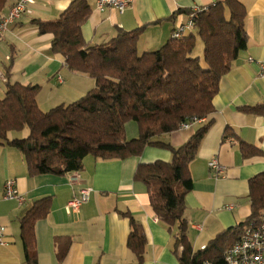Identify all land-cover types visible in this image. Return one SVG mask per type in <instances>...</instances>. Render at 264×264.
<instances>
[{
	"label": "crops",
	"instance_id": "0c3cea01",
	"mask_svg": "<svg viewBox=\"0 0 264 264\" xmlns=\"http://www.w3.org/2000/svg\"><path fill=\"white\" fill-rule=\"evenodd\" d=\"M18 0H9L5 15ZM72 0H34L32 12L8 25L0 45V98L7 83L39 84L37 101L42 110L68 103L85 95L95 85L88 75L72 71L64 57L51 51L53 34L40 33L34 20L56 19ZM98 0H88L91 13L83 25L90 44L109 41L120 31L143 27L138 48L156 50L172 36L173 30L187 20L179 10L209 6L217 0H134L123 13L112 6L97 8ZM247 9L245 28L248 46L241 51L232 68L220 80L213 98L214 123L203 138L189 169L193 189L187 194L185 217L188 238L195 250L204 248L220 232L251 215L249 181L264 172V115L242 108L264 103V0H241ZM192 129L163 134L160 140L179 147L186 143ZM230 127L234 134L226 135ZM18 136L12 132L10 137ZM26 136V135H25ZM240 140L262 150L244 157ZM168 149L147 146L140 156L102 160L87 156L80 171L66 174L31 176L23 153L16 147L0 146V222L6 227V244L0 245V264H28L21 239V219L34 202L51 197L49 214L35 225L38 264H138L128 247L130 216L143 227L147 238L143 264H179L174 251L175 227L169 229L151 207L147 186L134 179L140 162L169 161ZM218 160L224 172L216 176L208 163ZM8 180L24 197H5ZM91 188L88 202L68 213L66 206ZM233 205L232 209L228 206ZM126 213V214H125ZM201 226L202 229L197 228ZM67 250L59 262L58 255Z\"/></svg>",
	"mask_w": 264,
	"mask_h": 264
},
{
	"label": "trees",
	"instance_id": "16d2710c",
	"mask_svg": "<svg viewBox=\"0 0 264 264\" xmlns=\"http://www.w3.org/2000/svg\"><path fill=\"white\" fill-rule=\"evenodd\" d=\"M9 0H0V14ZM91 6L88 0H72L52 20H34L40 33H51V51L64 57L74 72L88 75L95 85L77 100L42 110L37 101L39 84L8 82L0 98V146L19 149L31 176L80 171L87 156L102 160L140 156L147 146L172 152L169 161L140 162L134 179L148 189L150 204L158 218L174 234L179 264H225V250L243 227L260 218L264 209V172L249 181L251 215L220 232L204 248L195 250L188 238L185 217L187 194L193 189L190 163L214 123L213 98L221 78L230 71L248 46L245 28L247 9L241 0H217L195 17L194 28L181 38L171 37L156 50L139 52L143 27L120 31L101 44L88 43L83 35ZM192 10H179L187 16ZM202 41V55L195 53ZM264 115V103L242 108ZM193 118L205 120L179 147L160 140ZM135 121L139 136L128 139L126 124ZM28 128L26 136L10 137ZM226 135L234 134L230 127ZM244 157L262 152L240 140ZM51 197L36 200L21 219V239L28 264H38L35 225L51 210ZM126 214V213H125ZM127 245L143 264L147 238L142 225L130 216ZM67 255H58L59 262Z\"/></svg>",
	"mask_w": 264,
	"mask_h": 264
},
{
	"label": "built area",
	"instance_id": "2783aa9c",
	"mask_svg": "<svg viewBox=\"0 0 264 264\" xmlns=\"http://www.w3.org/2000/svg\"><path fill=\"white\" fill-rule=\"evenodd\" d=\"M134 0H98L97 8L103 9L106 6H112L119 12L123 13L128 5ZM34 0H18L5 15L0 14V45L4 40L8 25L20 19L24 14L32 12L31 5ZM207 6L195 7L187 16V20L179 24L172 33L173 38H181L184 34L191 31L195 25V17L201 11L206 10ZM260 74L264 76V60L260 63ZM201 121V119L193 118L188 122L181 124L180 129L189 130L193 125ZM209 167L216 176H220L224 172V166L216 159H211L208 163ZM91 188H84L80 195L74 197L66 206V211L71 213L78 211L81 206L88 202ZM6 198H17L23 201L24 197L19 194L15 187L14 180H8L5 186ZM229 209L233 205L228 206ZM197 228L202 229L201 226ZM6 244V227L0 222V245ZM225 264H264V209L258 220H253L243 227L240 237L232 243L224 253Z\"/></svg>",
	"mask_w": 264,
	"mask_h": 264
},
{
	"label": "rangeland",
	"instance_id": "374dc122",
	"mask_svg": "<svg viewBox=\"0 0 264 264\" xmlns=\"http://www.w3.org/2000/svg\"><path fill=\"white\" fill-rule=\"evenodd\" d=\"M143 50L140 48L139 52H142ZM203 52V45H202V41L199 40L197 48L195 53L197 55H202ZM5 93H3L2 97H4ZM50 109V108H49ZM48 109V110H49ZM46 111V110H45ZM29 132L28 128H25L24 130L17 132L19 137L25 136L27 135ZM126 135L128 139H133L139 136V128H138V124L135 121H129L126 124ZM244 221V220H243ZM241 221V222H243ZM240 223V222H239ZM238 223V224H239ZM237 224V225H238Z\"/></svg>",
	"mask_w": 264,
	"mask_h": 264
}]
</instances>
